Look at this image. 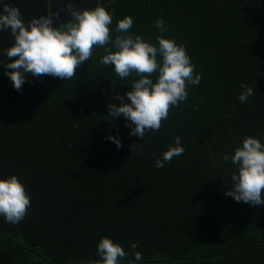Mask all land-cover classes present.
I'll return each mask as SVG.
<instances>
[{
	"label": "trees",
	"instance_id": "16d2710c",
	"mask_svg": "<svg viewBox=\"0 0 264 264\" xmlns=\"http://www.w3.org/2000/svg\"><path fill=\"white\" fill-rule=\"evenodd\" d=\"M68 3L112 12L113 38L129 16L126 35L157 45L163 20V37L185 46L202 79L140 140L107 108L120 104L113 93L129 103L138 77L101 65L102 48L73 80L28 75L20 91L0 65V178L15 175L31 201L19 224L0 216V264H92L103 237L127 253L121 264H264V204L225 196L238 168L222 159L245 137L264 143V0H0V12L18 7L27 25ZM58 15L53 26L71 19ZM13 44L0 31V59L11 62ZM240 84L255 92L244 103ZM175 137L184 153L157 168L153 154L162 158Z\"/></svg>",
	"mask_w": 264,
	"mask_h": 264
},
{
	"label": "clouds",
	"instance_id": "9594fccd",
	"mask_svg": "<svg viewBox=\"0 0 264 264\" xmlns=\"http://www.w3.org/2000/svg\"><path fill=\"white\" fill-rule=\"evenodd\" d=\"M46 10L47 15L33 17L27 25L18 7L5 4L0 12V31L10 30L14 37V44L5 51L11 62L0 59V65L11 69L5 74L17 91L22 89L28 75L73 80L77 69L91 60L94 51L102 48L105 54L100 58L101 65L113 66L116 76L122 80L133 74L138 77L132 82L131 90L124 94L129 103L124 102V96L113 93L120 104L109 103L107 108L114 120L120 116L125 118V126L131 128L129 135L142 140L146 133L162 127L171 109L187 99L188 86L199 85L202 79L201 74L195 72L185 46L163 37L166 28L161 19L156 21L161 35H157L158 43L153 45L142 36L126 35L133 26L129 16L117 21V35L113 38V13L99 4L93 9L80 10L68 3L65 9L58 11H67L71 19L56 26H53L54 19L60 20L58 11H53L50 5ZM240 88L243 89L238 95L241 103L255 95L246 84H240ZM107 139L117 149L122 147L119 139L112 136ZM174 144L163 152L162 158L153 154L157 168L184 153L180 137L174 138ZM222 159L238 168L231 174L232 187L225 196L254 206L264 204V143L252 136L245 137L242 146L236 147L231 155H223ZM30 206L29 194L15 175L0 178V216L6 222L19 224ZM139 246L136 242L130 245L136 261L143 259L142 254L135 251ZM97 255L101 259L92 264H121L127 253L118 243L103 237L97 244Z\"/></svg>",
	"mask_w": 264,
	"mask_h": 264
}]
</instances>
